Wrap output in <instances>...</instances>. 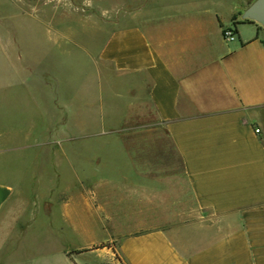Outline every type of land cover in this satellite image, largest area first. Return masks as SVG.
Wrapping results in <instances>:
<instances>
[{
  "label": "crops",
  "instance_id": "1",
  "mask_svg": "<svg viewBox=\"0 0 264 264\" xmlns=\"http://www.w3.org/2000/svg\"><path fill=\"white\" fill-rule=\"evenodd\" d=\"M16 2L23 14L84 15L106 31L98 61L117 79V97L127 85L131 114L128 129L80 135L74 146L68 92L38 89L48 127L35 142L69 165L64 233L99 239L3 250L32 222H23V178L0 179V264H264V27L223 37L249 0ZM12 73L1 106L23 97L17 65ZM17 117L1 114L0 127ZM19 139L13 129L0 136L2 172L41 159L13 155L32 142Z\"/></svg>",
  "mask_w": 264,
  "mask_h": 264
},
{
  "label": "rangeland",
  "instance_id": "2",
  "mask_svg": "<svg viewBox=\"0 0 264 264\" xmlns=\"http://www.w3.org/2000/svg\"><path fill=\"white\" fill-rule=\"evenodd\" d=\"M254 1L249 0V6ZM86 19L77 14H23L16 0H0V121L1 114L4 118L18 114L15 125L0 127V136L13 129L19 140L31 137L32 142L18 144L17 153L12 152L15 156L42 155L38 161L32 157L24 160V166L14 163L9 167L5 163L4 171L0 170V179L23 178L25 209H28L23 222H32V227L24 226L19 239L8 238L3 250H73L99 239L65 235L60 208L65 168L69 165L62 157L53 161L43 155L42 143L35 142L42 140L47 126L48 120L42 116L46 108L42 94L47 96L50 89L68 92L71 98L74 146L79 145L80 135H108L112 129H128L131 114L128 87L121 86L124 94L120 98L116 96L120 88L117 79H113L108 65L98 61L107 32ZM237 20L242 21V14ZM249 26L253 23H233L231 29L238 38L237 29ZM16 65L23 97L7 107L1 106L5 96L2 85L5 78L10 84V74L13 75ZM39 88L42 94H37ZM53 145L60 149L65 144ZM56 151L59 154L60 150Z\"/></svg>",
  "mask_w": 264,
  "mask_h": 264
},
{
  "label": "water",
  "instance_id": "3",
  "mask_svg": "<svg viewBox=\"0 0 264 264\" xmlns=\"http://www.w3.org/2000/svg\"><path fill=\"white\" fill-rule=\"evenodd\" d=\"M242 20L264 27V0L254 1L242 14Z\"/></svg>",
  "mask_w": 264,
  "mask_h": 264
},
{
  "label": "built area",
  "instance_id": "4",
  "mask_svg": "<svg viewBox=\"0 0 264 264\" xmlns=\"http://www.w3.org/2000/svg\"><path fill=\"white\" fill-rule=\"evenodd\" d=\"M223 37L227 42H230L236 38L235 31L231 28L224 29L223 30ZM256 132L259 134L260 130H257Z\"/></svg>",
  "mask_w": 264,
  "mask_h": 264
},
{
  "label": "trees",
  "instance_id": "5",
  "mask_svg": "<svg viewBox=\"0 0 264 264\" xmlns=\"http://www.w3.org/2000/svg\"><path fill=\"white\" fill-rule=\"evenodd\" d=\"M239 16H241V14H239ZM237 17H238V16L234 17V19H233L235 25H237V24H239V23H253V22H251V21H244V20H242V21H237ZM253 24H254V23H253ZM101 249H103V247H101Z\"/></svg>",
  "mask_w": 264,
  "mask_h": 264
}]
</instances>
